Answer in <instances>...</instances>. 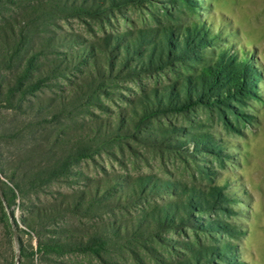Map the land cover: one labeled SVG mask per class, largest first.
<instances>
[{
	"label": "trees",
	"instance_id": "1",
	"mask_svg": "<svg viewBox=\"0 0 264 264\" xmlns=\"http://www.w3.org/2000/svg\"><path fill=\"white\" fill-rule=\"evenodd\" d=\"M144 1L0 0V220L12 240L10 216L21 233L13 208L23 210L22 223L37 242L28 253L20 241L21 258L30 264H75V255L97 264L231 260V245L196 251L191 242L193 230H215L198 223L195 214L210 212L223 200L219 186L106 173L89 179L81 190H59L52 201L42 199L78 176L82 163L114 149L123 153L133 140L192 155L191 141L176 139L181 129L152 125L198 106L219 108L247 94L253 81L245 64L226 53L214 54L217 38L198 21L109 35L77 51L60 52L66 44L86 41L53 30L57 21L97 20L105 27L114 7ZM191 10L196 14V8ZM128 83L140 86L142 94L124 109L118 104ZM110 104L118 111H111ZM192 142L195 151L205 146ZM91 218L96 223L84 229L83 220Z\"/></svg>",
	"mask_w": 264,
	"mask_h": 264
},
{
	"label": "rangeland",
	"instance_id": "2",
	"mask_svg": "<svg viewBox=\"0 0 264 264\" xmlns=\"http://www.w3.org/2000/svg\"><path fill=\"white\" fill-rule=\"evenodd\" d=\"M191 8L197 9L196 14ZM112 13L105 27H101L97 20L69 18L57 21L53 30L69 37L80 36V41H86L83 45L66 44L60 52L77 51L109 35L198 21L217 38L213 53L237 57L245 64L253 82L245 96L224 106H198L185 116L170 117L152 125L157 130L171 124L181 129L176 139L191 141L192 155L183 150H154L133 140L128 142L123 153L114 149L82 163L76 170L78 176L68 184L48 190L42 199L52 201L51 195L59 190L65 193L81 190L89 179L102 178L106 173L148 178L156 183L188 184L200 188L219 186L225 193L223 200L214 210L195 214V219L200 220L198 223H210L215 230H193L190 233L193 249L202 251L228 244L232 246L228 253L231 260L218 264H264V0H146L128 3L123 8L114 7ZM185 73L191 74L190 70ZM144 83L154 85L151 81ZM125 87L122 92L124 100L118 104L124 109L129 107L130 99L135 100L142 94L137 84L128 83ZM46 95L50 97L52 94L46 92ZM109 109L118 111L116 104H110ZM196 140L203 141L205 146L201 150H194L192 141ZM160 201L165 200L161 197ZM13 209L15 221L23 232L18 233L10 216L15 234L11 240L0 220V264H30L21 258L20 241L28 253L32 247L36 248L37 242L30 238L22 223L23 210ZM83 223L82 227L87 229L96 220L84 219ZM77 227L83 230L81 226ZM176 237L173 239L187 241L185 236ZM73 262L97 264L81 255H75Z\"/></svg>",
	"mask_w": 264,
	"mask_h": 264
},
{
	"label": "water",
	"instance_id": "3",
	"mask_svg": "<svg viewBox=\"0 0 264 264\" xmlns=\"http://www.w3.org/2000/svg\"><path fill=\"white\" fill-rule=\"evenodd\" d=\"M0 194H1V192H0ZM2 199H4V198L2 197ZM19 256H20V255H19V253H18V258H19Z\"/></svg>",
	"mask_w": 264,
	"mask_h": 264
}]
</instances>
